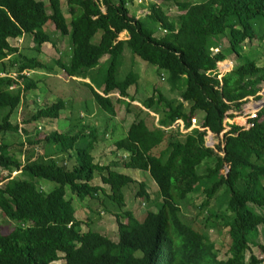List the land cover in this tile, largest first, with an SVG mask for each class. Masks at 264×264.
Segmentation results:
<instances>
[{
	"label": "trees",
	"instance_id": "trees-1",
	"mask_svg": "<svg viewBox=\"0 0 264 264\" xmlns=\"http://www.w3.org/2000/svg\"><path fill=\"white\" fill-rule=\"evenodd\" d=\"M129 1L75 0L80 15L68 20L60 0H0V74H5L0 76V168L6 172H0V213L13 223L7 233L0 229V264H52L60 254L65 264H259L247 253L264 229V105L253 127L231 126L223 146L208 147L205 130L182 133L175 124L181 120L189 129L190 119L201 114L200 128L218 135L225 113L238 110L264 86L257 52H242L245 43L264 42V0H140L146 3L144 18L129 11ZM171 7L178 11L175 17L167 13ZM48 29L68 41L67 59L56 48L55 60L66 77L83 80L97 69L93 95L103 113L97 119L115 115L111 95L128 97L137 82L133 72L117 79L127 50L155 67L168 90L178 93L170 99L155 90L141 106L126 105L132 121L115 146L127 156L117 163L93 160L101 126L52 130L41 138L36 129L31 134L11 123L23 96L35 88L24 72L48 68L10 41L28 36L39 52L45 43L56 46ZM158 30L163 35H156ZM123 32L128 38L119 40ZM229 57L238 65L218 79L216 64ZM95 88H102V95ZM64 106L58 100L25 123L53 122ZM7 133L26 136L22 161L10 154ZM27 147L41 151L31 156ZM119 164L149 174L158 187L160 201L146 208L140 220L124 210V188L134 180L112 170ZM96 173L108 191L92 184ZM42 183L53 186L42 191ZM66 189L79 203L90 199L98 205L103 196L119 211L117 241L82 230ZM200 193L205 197L200 207L213 201L215 208L209 212L210 226L198 231L181 217L191 197ZM217 220L230 237L228 257L221 261L209 248L206 232Z\"/></svg>",
	"mask_w": 264,
	"mask_h": 264
},
{
	"label": "rangeland",
	"instance_id": "rangeland-1",
	"mask_svg": "<svg viewBox=\"0 0 264 264\" xmlns=\"http://www.w3.org/2000/svg\"><path fill=\"white\" fill-rule=\"evenodd\" d=\"M60 1L63 13L68 20H73L78 15H80L81 9L77 7L75 0ZM138 1L139 0H130L128 9L135 17L138 16V18H144L146 14L144 12L146 11V1H142V4H140V1L138 3ZM168 10L169 11L167 13L172 17H175V15L178 13L175 7L168 8ZM46 31L49 33L56 46L45 43L41 46L39 52H36V50L33 49L34 43L28 36L22 37L20 43H18L17 41H10L11 45L16 46L18 49H20V52L22 54L27 55L28 57L39 59L40 61L44 62V65L46 66V68H48L27 70L29 72L31 71L29 73V78L32 80V82H34L35 88L31 89L25 94V96H23L20 107L14 113V115L11 116V123L18 124L19 128L26 129L31 134L34 133L36 129L39 132V136H41V138L46 133L52 130L65 132V130L69 128L73 129V126H77L79 128L85 126L86 124L104 126V128H102V135L98 134V138L95 141L94 148L91 152L93 160L99 165H108L110 160L113 162H117L115 161V157L111 158V152L114 149L110 147L109 151H106L104 145L106 144V142H108V144L115 142V140H110V134H112V131L114 129L111 126L113 120L116 119L117 121H121L122 124L119 125L117 122L115 123L117 129L114 130V133L121 134L127 131V128L132 121V117L131 115L125 114L124 109L126 105L133 102L132 104L141 106L142 102H144L147 97L152 95L155 90H159L165 97L170 99L177 98L178 93H172L168 90L169 87L165 81L164 76H159V74L156 72V68L152 67L150 64L144 61H141L137 57L133 58L127 50L124 52V58L121 62V66H119L118 68L117 79L122 80L128 73L133 72L138 76L137 82L134 85L130 86L127 90L128 97H120L117 92L111 95L115 107V115H111L112 119H109L108 117L107 120L105 119L104 121L101 118L97 119L99 111L101 114H103L98 108L93 95L94 87H96L93 83V79L97 74V69L90 71V78L88 77L85 78V80L83 79L86 82H90V84H93L94 86H90L88 83L82 81L79 78L66 77L57 66L55 60L59 58V54L56 52V48H58L61 53H64V59H67L68 41L65 37L61 38L58 33L53 32V29H48ZM156 35H163V30H158ZM125 38H127V35L124 32L118 35L119 40H124ZM251 51H256L258 54L257 65L264 66V42L259 43L258 41H254L251 43L243 44L242 52L245 53V55ZM106 59L107 56L102 58L100 61L104 62ZM231 60L232 67L230 66L229 70L238 65L232 58ZM4 75L5 74L2 73L0 74V76ZM96 77L98 78V76ZM17 87L18 86H14L13 88L11 87V89L16 90ZM95 91L102 95V88H95ZM263 99L264 86H260L259 90L257 91L256 97H251L247 100H252L253 102L251 103L260 105V101ZM58 100H63L65 103L64 109L60 112V117L58 119L53 122H48V120L41 119L30 124L25 123V121L29 119L30 116L35 114L37 110L50 106ZM247 103L242 104L241 107L246 105ZM238 110H231L230 114L232 115V117H229L236 126H238L240 122L238 121L237 117H233L232 112L236 113V111ZM1 117L2 114H0V120ZM194 117L195 119H197V121L200 120V115L196 114L194 115ZM241 118L243 119L244 117ZM120 129H122L123 132ZM85 130L87 131V128H85ZM222 138V131L218 135H215L211 132H207L205 134V142L208 147H214L215 145L223 146ZM5 139L9 144L10 154L19 155L20 157L16 155L15 156L19 158L20 161H22L23 158L26 157L27 153H25L24 148H21V144L25 142L26 136L21 134L17 135L13 133H7L5 135ZM207 139H209L210 144L208 143ZM27 149L29 154H33L31 156H34L41 151L38 147L33 151V153L32 149H29V147H27ZM119 155L121 156L125 154L120 152ZM112 170H117L125 173L132 177L134 180V183L129 184L124 188L125 210H129L134 213L136 217L141 218L146 208L149 209L153 206L152 204L154 202L160 201L159 197H157V187L149 179L148 174H145L142 171L139 172L131 169H125L122 166L113 167ZM2 171L4 174L5 171L1 170L0 168V172ZM225 171L226 168L221 170L220 173L224 174ZM95 182L97 184H100V176L98 173H96L94 176V183ZM141 184L143 186V189L141 188ZM52 186L53 185H50L48 183H42L41 189L42 191H47L48 189H51ZM66 191V197H72L71 200L76 207L75 217L83 222L82 230L84 232L96 231L102 235L107 236L113 241H117V223L115 221V217L119 211L115 207L109 204V202H107L103 196L98 198V205L96 202H93L90 199H86L82 203H79L75 200V198L73 199V196L70 194L68 189H66ZM204 201V194L201 193L195 195L194 197H191L192 203L187 207L188 212L186 214L182 213L183 217H181L184 223L192 225L198 231H201L204 226H210L211 214L209 212L214 210L215 208L213 201H209V204L206 207H200V204ZM176 210L181 213V210L179 208H177ZM5 220L6 219L0 213V229L3 233L9 232L13 228V223L7 222ZM206 232L208 236L209 248L213 250L217 257V260H225L228 257V250L230 245L228 228L225 227L222 222L217 220L213 224V227L208 228ZM249 255H254L259 260V264H264V229H261L260 235L257 239V245L250 246L247 257ZM61 256L62 254H60V260L53 262L52 264H65Z\"/></svg>",
	"mask_w": 264,
	"mask_h": 264
},
{
	"label": "built area",
	"instance_id": "built-area-1",
	"mask_svg": "<svg viewBox=\"0 0 264 264\" xmlns=\"http://www.w3.org/2000/svg\"><path fill=\"white\" fill-rule=\"evenodd\" d=\"M219 50L216 48V49H213V52L216 54ZM217 67H216V70L218 71L219 75H218V79H220L224 74H226V72L228 73L230 70V65L226 62H217ZM227 66H229V69H226L224 70V68H226ZM229 70V71H228ZM25 75L29 76V72H24ZM248 102V103H247ZM246 103V105L242 106L238 111L235 112H232L233 114V117L238 119V121L240 122L238 124V126H236L232 120H230L229 117H232V115L230 114V111H227L224 115V120H223V129H222V135L227 132L231 126H234V127H240V128H243V129H248V128H251L253 127L254 123L253 121L254 120H257V119H261V116H260V111H261V108L263 107V104H264V99L260 101V105H256L254 103H250V102H253L252 100H248ZM254 105V106H252ZM230 115V116H229ZM235 115V116H234ZM241 117H244L243 119ZM177 124H179V127L182 129L183 128V123L181 121H178L176 123L175 126H177ZM190 126L191 128H198L199 126V122L197 121V119L195 118H191L190 119ZM208 143L210 144L209 142V139H207ZM4 174H6V172H4ZM18 175L17 172H13L12 173V176H16Z\"/></svg>",
	"mask_w": 264,
	"mask_h": 264
},
{
	"label": "clouds",
	"instance_id": "clouds-1",
	"mask_svg": "<svg viewBox=\"0 0 264 264\" xmlns=\"http://www.w3.org/2000/svg\"><path fill=\"white\" fill-rule=\"evenodd\" d=\"M216 49V48H215ZM218 49V48H217ZM220 62H225V60L224 61H220ZM216 67H217V65H216ZM232 70V69H231ZM230 70V71H231ZM229 71V72H230ZM26 72H29V71H26ZM31 72V71H30ZM29 72V73H30ZM13 75H15V74H13ZM8 76H10V75H8ZM264 105V104H263ZM262 109V108H261ZM231 111V110H230ZM234 111V110H233ZM193 118H195V117H193ZM179 121H181V120H179ZM200 121H201V119L198 121L199 122V126H198V128H191V126H190V128L189 129H184V123H183V121H181L182 123H183V128L181 129L180 127H179V124H177V126L179 127V129H180V131L182 132V133H186V132H188V131H190V130H192V129H199V130H205V132L207 133H210V131L207 129V128H200ZM178 122V121H177ZM176 122V123H177ZM176 125V124H175ZM185 131V132H184ZM105 134V133H104ZM119 139L118 140H120L123 136H124V133H121V134H119ZM110 138H111V136H110ZM109 141V140H108ZM105 142V141H104ZM117 142V141H116ZM116 142H115V144H116ZM106 143H108V142H106ZM115 144H114V147H115V149L111 152V158H116V160L115 161H119V159H120V157L121 156H123V157H125V156H127V153L125 152V151H122V150H120V149H117L116 148V146H115ZM205 144H206V142H205ZM207 146V145H206ZM120 152H122V153H124L125 155H119L120 154ZM117 155V156H116ZM117 162H113V161H109V163L108 164H110V163H117ZM117 166H121L120 164L119 165H117ZM124 168V167H123ZM126 169V168H125ZM131 170H133V169H131ZM115 171H117V170H115ZM135 171H138V170H135ZM118 173H120V174H124V175H127V174H125V173H122V172H120V171H117ZM140 172V171H139ZM143 173H145V172H143ZM145 174H147V173H145ZM149 175V174H148ZM127 176H129V175H127ZM130 177V176H129ZM132 178V177H131ZM133 179V178H132ZM149 179L152 181V183L156 186V184L153 182V180L150 178V176H149ZM96 183V182H95ZM94 183V180H93V185H97V186H100V187H103L104 188V190L105 191H108V186H106V185H103L102 183H101V180H100V184H95ZM133 183H134V181H133ZM157 187V186H156ZM157 190H158V187H157ZM157 193V192H156ZM158 194V193H157ZM106 199V198H105ZM107 201V200H106ZM108 202V201H107ZM110 204V203H109ZM114 207V206H113ZM177 209V208H176ZM124 210H125V208H124ZM129 211V210H128ZM131 212V211H130ZM133 215H134V213H132ZM135 216V215H134ZM136 217V216H135ZM137 219H142V217L141 218H138V217H136ZM117 228V227H116Z\"/></svg>",
	"mask_w": 264,
	"mask_h": 264
},
{
	"label": "crops",
	"instance_id": "crops-1",
	"mask_svg": "<svg viewBox=\"0 0 264 264\" xmlns=\"http://www.w3.org/2000/svg\"><path fill=\"white\" fill-rule=\"evenodd\" d=\"M139 1H140V0H139ZM139 1H138V3H139ZM144 12L147 13V11H144ZM144 12H143V13H144ZM141 13H142V12H141ZM136 17L138 18V16H136ZM124 33L127 35L126 32H124ZM127 38H128V35H127ZM127 38H125L124 40H126ZM21 40H22V38H20L19 40H17V42L20 43ZM10 44H11V42H10ZM11 46H12V47H16V46H13V45H11ZM19 51H20V49H19ZM9 58H11V56H8V57H7V59H9ZM231 61H232V60H231L230 57H229L227 60H225V62L228 63L230 66L232 65ZM231 67H232V66H231ZM154 68H155V67H154ZM84 80H85V79H84ZM84 80H82V81H84ZM84 82H86V81H84ZM86 83L89 84L90 82L87 81ZM133 100H134V99H133ZM250 103H251V102H250ZM198 115H200V118H201V114H198ZM108 118H109V119H112L111 116H109ZM105 119L107 120V116H106V118H103L102 120L104 121ZM100 122H101V121H100ZM116 122H117L119 125H122V124H121V121H117L116 119L113 120V123L111 124V126H112L114 129H113V131H112V134H110V136H111V139H110V140H115V142L118 141V139H119V137H120L118 133H117V134L114 133V130L117 129V126H116V124H115ZM99 126H101V125H99ZM99 126H97V127H99ZM102 128H104V126H101V130H102ZM110 129H111V128H110ZM100 132H101V131H100ZM115 142H112L111 144L106 143V144L104 145V147L106 148V151H109L110 147L113 148V149H115V147H114Z\"/></svg>",
	"mask_w": 264,
	"mask_h": 264
}]
</instances>
